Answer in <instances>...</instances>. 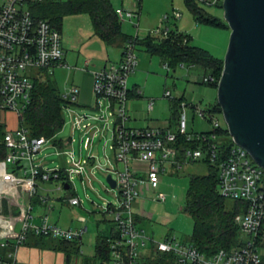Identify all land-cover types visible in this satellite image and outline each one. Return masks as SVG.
Wrapping results in <instances>:
<instances>
[{
    "label": "built area",
    "instance_id": "obj_1",
    "mask_svg": "<svg viewBox=\"0 0 264 264\" xmlns=\"http://www.w3.org/2000/svg\"><path fill=\"white\" fill-rule=\"evenodd\" d=\"M45 0H2L0 5V109L13 112L19 122V128L6 131L4 135L5 157L0 163L2 175L5 168H12L20 189L26 194L29 203L23 211V220L19 232L14 238L0 239V247L8 250L4 264H21L16 259L19 246L26 241L28 234L46 239L60 241H79L87 231L66 229L51 222L49 213L52 205L46 194L39 196L40 184L57 182L52 191L61 192L71 188V174L83 179L84 165L87 160L73 163L75 169L57 168L45 170L34 162V156L40 153L43 145L48 142L43 137L31 138L21 126L22 114L28 106L33 90V79L51 76L57 67H65L63 63L64 49L61 32L47 21L35 19L31 7ZM196 5L218 6L223 0H192ZM119 21L128 20L136 32L139 29L136 11L116 9ZM180 12H173L171 18L179 20ZM169 17H164L168 23ZM168 25L150 32V36L158 40H173L181 32L175 29L172 34ZM138 35L128 38L121 48V59L110 62L104 68L92 72V89L96 97V107L100 110L101 102L105 101L107 110L105 118L98 121L112 125V143L110 150L114 153L115 168L107 172L116 176V196L118 205L107 203L103 213L112 216L113 236L107 240L106 257L96 258L97 264H141L144 249L147 258L157 254L170 255L171 264H264V168L254 163L250 155L237 145L230 136V144L223 147L216 130L226 128L213 119L212 113L198 109L194 105L198 117L210 118L212 130L209 132L189 133L185 116L186 104L181 102L180 114L175 130L161 128L137 129L127 125L129 121L127 102L129 99L128 78L137 67ZM188 38L182 37L181 44H187ZM184 68L183 64L179 65ZM163 68L169 72V66ZM194 68V66H190ZM202 83L211 85L218 83L212 76L204 74ZM79 91L72 86L61 97L69 103L75 102ZM165 99H173L171 92L163 93ZM153 100H149L147 109L151 111ZM87 119V117H83ZM98 119V118H95ZM77 121L76 127L79 123ZM91 128L89 124L81 126L84 133ZM180 137L189 145L182 148ZM74 139L63 142L69 145ZM91 139L86 137L84 148L87 150ZM206 160L217 166L218 193L227 200L240 201L244 204L241 212L235 216L239 238L229 249H218L211 255L200 252L191 243L178 241L174 236H165L161 240L149 237L138 227L134 212V203L145 190L156 192L162 178L167 173H176L189 162ZM144 165V168L137 167ZM67 189V190H68ZM38 198L46 214L41 216L39 223H32V200ZM158 202H164L165 196L158 195ZM65 202L72 207L81 206L80 200L71 196ZM85 223L84 218H78ZM11 243V245H10Z\"/></svg>",
    "mask_w": 264,
    "mask_h": 264
},
{
    "label": "rangeland",
    "instance_id": "obj_2",
    "mask_svg": "<svg viewBox=\"0 0 264 264\" xmlns=\"http://www.w3.org/2000/svg\"><path fill=\"white\" fill-rule=\"evenodd\" d=\"M64 2L66 0H58ZM2 0H0V5ZM113 9H123L125 11H136L138 18L134 22L139 24V29L133 27L128 20L121 22L122 32L128 37H134L137 33L138 40H143L150 36V32L157 28L168 25L171 29L190 36V45L208 51L217 59H223L227 50L230 29L196 23L186 0H110ZM208 16L224 21L221 6L196 5ZM173 12H180L181 18L174 20L171 18ZM168 15V23L164 17ZM61 42L65 54L73 56V60L66 61L64 68L54 69L49 78L54 82L60 94H64L69 87L77 86L79 93L75 102L68 103L62 109L63 127L58 134V138L63 142L74 139L69 145L58 148L51 142H46L40 153L34 156V162L42 165L45 170H55L57 168L75 169L72 164L93 158V166L84 165V175L81 179L78 175L71 174V188L61 192L52 191L58 185L57 182L45 184L49 190V204L57 202L58 198L64 201L71 197H77L81 206L72 207L73 227H86L87 231L79 241H74L70 245H61L60 240L45 239L43 245L35 248L20 249L24 253L23 264H97L95 258V242L98 235L108 234L112 227V216L103 213L107 203L118 205L116 198L117 189H111L105 182L108 175L107 170L114 167L113 152L109 149L111 145V120L108 123L98 121L105 118L107 110L106 102L102 101L100 110H97L96 97L92 89V81L88 71L82 69L85 58H90L89 54L94 51L95 43L98 39L93 36V28L87 14L66 15L62 18ZM153 38L152 43L157 45L160 40ZM144 55L147 58H140ZM137 67L135 72L128 78V84L132 81H141V85L148 87L156 94H162L169 90L172 98L183 96V103L187 105L185 116L187 122V132L200 133L212 130L210 118L198 117L195 110L190 105L198 109L206 110L216 102L217 89L202 83L203 75L206 74L199 67L170 68L166 76V70L160 59L144 50L143 46H137ZM111 58V56H109ZM167 102L168 99H165ZM148 105L140 103L139 112L143 115L148 111ZM166 107L165 103H160L153 108L150 114L159 113L160 117L165 115L162 111ZM87 117L84 119L83 117ZM213 119L224 126L222 114H214ZM82 118L78 128L77 121ZM98 118V119H95ZM93 125L89 133L85 134L82 125ZM5 130L14 131L19 128L16 115L11 111L0 109V126ZM86 137L91 139L88 149L84 148ZM219 141L228 143V137L220 136ZM210 165L203 161L189 162L182 166L176 173H167L161 180L156 192L145 190L135 201V213L138 227L145 234L155 240H161L165 236H174L183 243L190 242L193 229V221L184 211L186 205V192L188 189L189 177L193 175H206ZM212 166V165H211ZM116 176L113 175V179ZM3 175L0 172V203L4 197ZM41 196L42 191H39ZM165 196L164 202H158V195ZM67 204V203H66ZM70 208V207H69ZM71 209V208H70ZM50 217V215H49ZM69 217V214H67ZM84 218L85 223L80 224L77 218ZM30 240V239H29ZM28 241V239H27ZM29 242V241H28ZM24 246L27 243L23 244ZM148 251L144 249L141 264H145Z\"/></svg>",
    "mask_w": 264,
    "mask_h": 264
},
{
    "label": "trees",
    "instance_id": "obj_3",
    "mask_svg": "<svg viewBox=\"0 0 264 264\" xmlns=\"http://www.w3.org/2000/svg\"><path fill=\"white\" fill-rule=\"evenodd\" d=\"M196 23H204L216 27L227 28V23L218 18L208 16L192 0H186ZM218 6H221L218 5ZM35 19L47 21L52 27L60 31L62 18L66 15L87 14L93 28V35L99 38L106 46H117L123 44L130 38L121 29V22L112 8L110 0H45L42 3L31 7ZM175 33L174 30L171 31ZM188 38L187 44L182 45V37ZM153 38L146 36L143 40H137V46L145 47L151 55L160 57L162 63H166L169 68H175L180 64L184 66L199 67L207 75L219 80L223 59H217L208 51L190 45V36L180 33L173 40H161L157 45L152 43ZM216 88L217 84L209 85ZM171 116L178 120L180 114V104L182 99H172ZM69 102L61 97L58 88L49 76L33 79V90L31 99L22 114L21 126L26 130L29 137H43L58 148H62V141L58 134L63 127L62 109ZM209 113L221 114V109L217 102L207 109ZM220 136H227L229 142H222L223 147L230 144V136L226 128L215 131ZM5 128L0 126V163L6 154L4 146ZM182 148L189 144L180 137ZM206 175H193L189 177L188 189L186 192V205L183 211L191 217L193 229L190 242L196 248L206 254L211 255L218 249H229L237 243L239 238L238 227L235 224V216L241 212L244 206L240 201H231L222 198L218 193V169L210 164ZM212 165V166H211ZM63 171V168L61 169ZM69 190V189H68ZM33 237L29 240V237ZM113 236L112 227L107 236L98 235L95 242V258L106 257L108 242ZM28 239V241H27ZM46 238L36 237L28 234L25 244L31 247H40ZM61 245H70L71 242L60 241ZM11 245V243H10ZM171 256L164 254L153 255L148 258L145 264H171Z\"/></svg>",
    "mask_w": 264,
    "mask_h": 264
},
{
    "label": "water",
    "instance_id": "obj_4",
    "mask_svg": "<svg viewBox=\"0 0 264 264\" xmlns=\"http://www.w3.org/2000/svg\"><path fill=\"white\" fill-rule=\"evenodd\" d=\"M221 5L230 36L216 102L233 141L264 168V0H223ZM105 182L116 189L110 173Z\"/></svg>",
    "mask_w": 264,
    "mask_h": 264
},
{
    "label": "crops",
    "instance_id": "obj_5",
    "mask_svg": "<svg viewBox=\"0 0 264 264\" xmlns=\"http://www.w3.org/2000/svg\"><path fill=\"white\" fill-rule=\"evenodd\" d=\"M96 39H98L99 41L98 43L101 44H96L97 42H94L95 43L94 51H92L89 54L90 58H85L86 60H84L82 65V69L89 72L92 82H93V76H92L93 71L100 70L104 68L108 63L118 62L121 59V48H122L121 43L117 46L108 47L99 38L96 37ZM143 48L144 50H146L145 47ZM109 56H111V58ZM140 58H147V57L144 55H140ZM158 58L160 59V57ZM67 60L71 62L73 60V56L64 53L63 63L65 65ZM59 68H64V67H57L55 69H59ZM167 75L168 72H166V76ZM141 84H142L141 81H137V82L132 81L131 84H129L130 93L127 102L129 121L127 125L129 127L137 128V129L161 128V129L175 130L177 126V120L171 116V110H170L171 108L170 101L172 99H168V101L166 102L165 98L163 97L164 91L162 94H156L148 87V85L145 86L144 84L143 85ZM74 87L78 88L77 86ZM173 99H182L183 101V96H179L178 98L173 97ZM149 100H153V108L158 106L161 102L166 104V107L162 110L165 112V115H163V117H160L162 115H160L159 113L150 114V112H153V108L151 111H147L145 115L139 112L138 105L143 102L145 103V105H148ZM90 126L94 127L93 125ZM89 130L87 131V133H89ZM111 142H112V130H111ZM89 159L87 158L88 161L87 165L93 166L92 165L94 164L93 158L91 160ZM115 166L116 165H114L113 167L112 165L111 169L115 168ZM137 167L144 168V165L137 164ZM2 170L3 169L0 167V172H2ZM12 171H13L12 168L6 167L5 174L3 175V183L5 190H4V197L0 203V239L14 238V236L19 232L23 220V211L29 203L26 194L20 189L19 184L16 182V179L19 178L20 176L18 174H13ZM45 184L46 183L40 184L41 189L39 191H42L43 194L44 193L49 194L50 191L44 187ZM38 195L41 196L39 192ZM37 199L38 198L32 200V223L34 224L39 223L41 216L47 213L45 207L39 204ZM134 211H135V206H134ZM72 212H73L72 206L66 204V202L62 198H58L57 202H54V204H52V210L48 215H50L49 218L52 223L62 228L80 229L78 227L77 228L73 227L72 222L74 221L73 219L74 217L72 216ZM67 214H69V217H67ZM135 215L136 218H139V216L136 213ZM76 221L82 224L81 222H79L78 218ZM108 234H103L100 236H107ZM32 238H33L32 236L29 237V239ZM23 248L28 249L35 247H31L29 245H25V246L21 245L18 247L16 253V259L21 264H23L25 260L24 253H21L20 251V249ZM7 252H8L7 249L0 247V264H4V262L6 261Z\"/></svg>",
    "mask_w": 264,
    "mask_h": 264
}]
</instances>
